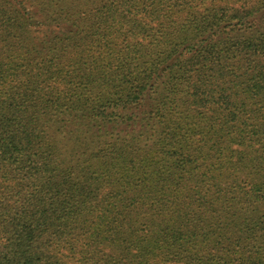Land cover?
Returning <instances> with one entry per match:
<instances>
[{"label": "trees", "instance_id": "1", "mask_svg": "<svg viewBox=\"0 0 264 264\" xmlns=\"http://www.w3.org/2000/svg\"><path fill=\"white\" fill-rule=\"evenodd\" d=\"M0 264H264V0H0Z\"/></svg>", "mask_w": 264, "mask_h": 264}]
</instances>
